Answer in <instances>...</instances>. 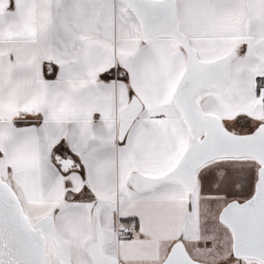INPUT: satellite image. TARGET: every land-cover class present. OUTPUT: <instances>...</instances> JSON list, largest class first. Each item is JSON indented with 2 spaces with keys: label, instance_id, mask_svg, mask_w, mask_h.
<instances>
[{
  "label": "snow or ice",
  "instance_id": "snow-or-ice-1",
  "mask_svg": "<svg viewBox=\"0 0 264 264\" xmlns=\"http://www.w3.org/2000/svg\"><path fill=\"white\" fill-rule=\"evenodd\" d=\"M0 264H264V0H0Z\"/></svg>",
  "mask_w": 264,
  "mask_h": 264
}]
</instances>
